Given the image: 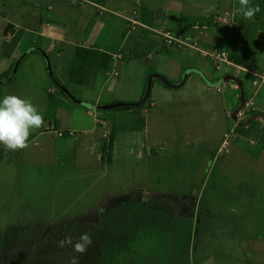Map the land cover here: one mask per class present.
<instances>
[{
    "label": "crops",
    "instance_id": "crops-1",
    "mask_svg": "<svg viewBox=\"0 0 264 264\" xmlns=\"http://www.w3.org/2000/svg\"><path fill=\"white\" fill-rule=\"evenodd\" d=\"M127 1L132 2V10ZM5 2L16 15L0 18V101L10 94L31 97L45 116V126L32 132L28 147L63 150L72 141L76 150V143L87 142L88 147L95 139L102 159L112 135V161L116 131L119 138L141 132L144 135L136 137L141 153L152 159L158 149L174 150L180 132L194 142L213 133L217 144L210 150L216 147L221 170L228 163L248 198L243 210L246 221L241 223L245 230L236 233L245 237L244 264H264V84L250 128L237 127L228 150L220 151L224 133L233 128L237 109L253 88V75L245 68L264 69V13L246 20L235 11L239 0H106L104 5L89 0H39L37 7L25 0ZM156 3L166 5V13L161 14ZM98 5L104 8L100 13ZM200 5L206 9L196 13ZM135 9L150 28L129 33L125 17ZM196 16H205L206 22L195 21ZM169 23L178 27L176 32L185 40H196L204 48L223 47L231 63L218 70L193 46L165 45L159 31ZM83 49L108 53L111 58ZM119 51L121 56L115 57ZM77 52L81 57L75 62ZM223 77L237 80L238 92L231 87L218 92L214 83ZM99 113L105 120L116 116L113 124L108 123L110 130L97 123ZM53 121L75 134L58 137L46 129ZM162 132L165 139L160 137ZM0 154V160H6L21 150L0 145Z\"/></svg>",
    "mask_w": 264,
    "mask_h": 264
},
{
    "label": "rangeland",
    "instance_id": "rangeland-1",
    "mask_svg": "<svg viewBox=\"0 0 264 264\" xmlns=\"http://www.w3.org/2000/svg\"><path fill=\"white\" fill-rule=\"evenodd\" d=\"M5 1L0 18H11L16 12ZM250 4L264 13V0ZM95 118L110 130L116 116ZM142 135L116 131L112 161L98 157L95 139L76 150L72 141L63 150L32 145L0 160V264H68L72 255L80 264H244L245 237L236 233L245 230L248 198L210 150L216 135L194 142L180 132L174 150L158 149L152 159L141 153ZM85 232L93 239L85 254L59 247Z\"/></svg>",
    "mask_w": 264,
    "mask_h": 264
},
{
    "label": "clouds",
    "instance_id": "clouds-1",
    "mask_svg": "<svg viewBox=\"0 0 264 264\" xmlns=\"http://www.w3.org/2000/svg\"><path fill=\"white\" fill-rule=\"evenodd\" d=\"M240 8L235 11L243 15L246 20H252L260 11L259 5H251L250 0H239ZM45 126L43 111L31 97L6 95L0 101V144L9 151H20L29 146L33 131ZM93 244L90 233H82L75 241L66 236L59 241V247H72L74 253L83 255ZM68 264H80L78 255H72Z\"/></svg>",
    "mask_w": 264,
    "mask_h": 264
},
{
    "label": "built area",
    "instance_id": "built-area-1",
    "mask_svg": "<svg viewBox=\"0 0 264 264\" xmlns=\"http://www.w3.org/2000/svg\"><path fill=\"white\" fill-rule=\"evenodd\" d=\"M97 12L100 13L104 10V8L101 5L97 6ZM52 5H47V10L51 13L52 11ZM139 11L138 9H135L132 14L126 15V29L127 32L132 33L140 29L141 27H147L149 26L145 25L142 21L139 19ZM219 21H222L221 18H218ZM49 20L46 21L44 24H49ZM163 42L167 46H183V45H190L198 50H200L202 53H204L207 57L212 59L215 62V66L217 69H221L225 63H231L229 58V52L220 46H212V47H201L200 44L194 40L189 41L183 39L176 30L166 27L159 31ZM115 57H120L121 52H117L114 54ZM239 69H241V66H238ZM248 72H250L253 75V81H252V90L250 95L245 99V101L238 107L236 112V120L234 121V126L230 130L226 131L223 135L222 143L220 146V151H227L230 145V139L232 133H235L237 127H244V128H250L251 126V116L258 108V93L260 91V88L264 84V69L258 68L255 65L250 66L248 68H245ZM114 74H118L117 71H114ZM214 86L218 92L224 91L227 87H231L235 92H238L239 90V82L233 78H227L223 77L220 79V81L214 83ZM239 94V93H238ZM48 131L53 132L58 137H63L66 135H73L75 134L74 129H60L57 127L56 123L50 122L49 125L46 128ZM252 142H255V140H252ZM2 145V144H0Z\"/></svg>",
    "mask_w": 264,
    "mask_h": 264
},
{
    "label": "trees",
    "instance_id": "trees-1",
    "mask_svg": "<svg viewBox=\"0 0 264 264\" xmlns=\"http://www.w3.org/2000/svg\"><path fill=\"white\" fill-rule=\"evenodd\" d=\"M89 1H93V2H96L98 4H101V5H104L106 4V0H89ZM205 16H196L194 18L195 21H199L201 23L203 22H206V20L204 19ZM85 50L86 52H92L91 54H94V55H97L99 57H106L108 59H110V55L108 53H103V52H98V51H93L92 49H83ZM80 52H77V56H76V59H75V62H78L80 60ZM112 145H113V137L112 135H109L107 141L105 142V145L103 147V155H102V160H104V158H107L109 161H111L112 159V152H113V148H112ZM0 157H1V154H0Z\"/></svg>",
    "mask_w": 264,
    "mask_h": 264
}]
</instances>
